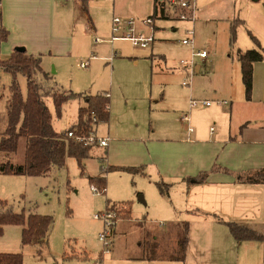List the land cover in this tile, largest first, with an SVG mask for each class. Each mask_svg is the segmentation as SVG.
Masks as SVG:
<instances>
[{
  "label": "rangeland",
  "instance_id": "374dc122",
  "mask_svg": "<svg viewBox=\"0 0 264 264\" xmlns=\"http://www.w3.org/2000/svg\"><path fill=\"white\" fill-rule=\"evenodd\" d=\"M139 3L140 0H126L125 7L134 8L135 13L128 16L138 21L139 31L146 35L153 31L155 40L151 48L136 46L128 40H112L111 25L104 24L96 35L101 40L96 41L94 37V42L89 41L85 50L76 51L71 56H47L43 60L44 71L50 72L52 82L58 88L77 93H110V123L101 122L98 135L105 137L110 129L111 144L116 140L122 144L114 151L109 149L108 152L106 148L101 156L105 154L107 159L96 157L85 161L84 168L74 157L68 156L64 167H52L45 175L0 174V200L7 202V206H0V209L11 208L26 216L37 214L53 218L44 240L29 244L22 243L23 225H4L0 253H20L24 264H96L104 249L100 240L104 221L94 215L108 205H115L119 221L110 237L111 254L160 252L166 257L177 256L176 233L184 222H188L186 255L190 264H260L264 241H238L226 222H236L264 235V185H241L234 194H227L230 191L225 189L227 193L214 203V213L194 211L187 215L182 212L172 219L160 213L156 205V198L161 197L158 180L150 178L147 170L142 175V170L131 172L123 168H144L145 164L139 165L140 162L151 160L153 151L150 153L143 146L151 126H160L163 136H168L167 128H177L175 123L179 113L173 112L181 110L177 100L190 86L184 82H190L194 76L210 74L212 78H208L209 75L206 79L201 78V86L207 85L208 79L215 84L228 61L233 57L237 60L240 52L250 48V42L254 41L249 33V30L252 32L250 22L255 11L264 9V0H197L198 18L195 22L174 17L158 18L148 26L142 21L154 13L153 6L143 4L137 12ZM233 25L236 26V35L235 42L231 43ZM1 27L4 26L0 24ZM191 28H194V47L183 43L189 36L187 30ZM1 34L0 30V59H6L10 56V47L7 46L13 41H9L10 32L6 39H2ZM193 50H207L209 57L193 58ZM152 52L154 59L150 57ZM82 61H88L89 66L81 67ZM183 61H192L193 65L185 67ZM196 64L200 65V71L192 76L190 71H195ZM12 80V75L0 68V96L3 97L0 109L5 107ZM17 80L26 96V77L20 74ZM152 91L153 98L160 103L152 102L151 113L147 110L145 97ZM46 100L55 129L64 132L77 119L78 100L62 106L61 116H58L52 98ZM80 100L83 102V98ZM204 107L198 105L192 109ZM211 126L215 127L214 124ZM24 148L22 140L18 154L2 153L1 161L22 164ZM89 177H105V191H93L95 185L91 184ZM140 195H144L146 204L139 200ZM198 195L199 198L207 195L209 205L213 202L212 194L201 192ZM155 236L158 238L154 239ZM175 244L176 249L173 248Z\"/></svg>",
  "mask_w": 264,
  "mask_h": 264
},
{
  "label": "crops",
  "instance_id": "0c3cea01",
  "mask_svg": "<svg viewBox=\"0 0 264 264\" xmlns=\"http://www.w3.org/2000/svg\"><path fill=\"white\" fill-rule=\"evenodd\" d=\"M125 2L126 0H1L0 24L9 30V41H13L11 46L10 44L7 46L10 47L8 55L17 47H25L29 54L42 56L43 66V60L45 61L47 56H71L76 51L85 50L89 41L94 42V37L101 26L108 24L112 28L114 16L133 17L128 15L135 13L134 8L125 7ZM129 4L131 5L130 2ZM143 4L153 6L154 10V0H140L137 12L142 9ZM152 15L150 16L153 17L154 22L158 18L170 19L164 15ZM250 27L252 32L249 31L264 48V9L255 11ZM253 48H259L256 41L250 42L249 49ZM241 53L243 52L239 54ZM239 54L237 60L233 57L228 61L215 84L212 79H208L207 85L205 83L201 86L203 83L201 78L206 79L208 75L210 78V74L206 77L198 75L191 78L187 92L184 96L180 95V100H177L181 104L178 109L181 110L173 112L174 114L179 113L175 123L177 128L173 130L167 128L168 136L160 134V126L159 128L151 126L147 130L146 143L143 146L147 147L150 153L153 151V156L151 160H145V163L140 162L139 165L145 164V169L141 168L142 173L140 174L145 175L147 170L150 178L169 185L167 194L160 192L161 197L156 198V205L160 213L172 219H176L182 212L187 215L194 211H202L205 214L214 213L216 211L214 203L220 201V196L227 193L225 189L230 191L227 194H234L241 185H264V183H247L241 180L242 177L245 178L256 171L264 170V60L253 64L252 94L251 98L247 99ZM154 56L152 52L150 57ZM199 71L200 65L196 64L195 73ZM47 73L50 77L48 83L54 90L65 93L74 92L58 88V85L52 82L53 76L50 72L47 71ZM40 79L45 81L42 76ZM81 94L102 93L82 92ZM9 96L10 93L5 99V107L0 109L3 111L0 112V138L8 125L7 101ZM1 98L3 97L0 96ZM46 98L49 99V97ZM145 99L146 102L148 101L147 110L149 112H151L153 101L157 105L160 103L159 100L153 98V91ZM191 99L211 101L223 99L228 103H213L218 105L212 104L193 110L189 108ZM71 100H78L79 108L86 105L85 101L82 102L80 98ZM111 111L110 108V119ZM188 111H190L191 125L194 128L192 134L188 133L181 120L182 115ZM77 121L78 114L76 121L69 127L75 125ZM99 124L95 126L97 134ZM212 124L215 127L211 126ZM211 127H214L213 132H211ZM109 133L110 129L106 135L111 138L109 145L106 147L92 146L90 156L85 161L96 157L107 159L105 154L101 156L106 148L109 152V149L114 151L121 146L122 143L119 140L111 144L113 138ZM201 192L213 195L211 205L206 200L207 195L206 198H199L198 194ZM140 196L139 200L146 204L144 195ZM173 226L177 227V225ZM157 238L154 237V239ZM140 244L142 245V242ZM173 248H177L176 244ZM111 253L112 250L103 257L102 264H190L188 255L185 260H177L172 259L171 256H162L160 252L140 255ZM259 262L264 264V255H261Z\"/></svg>",
  "mask_w": 264,
  "mask_h": 264
},
{
  "label": "trees",
  "instance_id": "16d2710c",
  "mask_svg": "<svg viewBox=\"0 0 264 264\" xmlns=\"http://www.w3.org/2000/svg\"><path fill=\"white\" fill-rule=\"evenodd\" d=\"M161 0H154V13H159ZM87 10V6L84 4ZM1 9V2H0ZM163 9L161 13H163ZM1 38L6 39L9 31L1 27ZM251 37L258 44V49H248L239 55L241 62L242 79L245 85L246 98L250 99L253 86V64L264 60V48L259 44V40L249 31ZM236 26H232L231 43L235 42ZM0 68L10 73L13 77L10 85V96L7 101L8 125L0 138V156L2 153L18 154L20 142H25L24 162L14 164L10 160L1 161L0 173L15 175L39 176L45 175L52 167H64L68 156L74 157L79 165L84 168L85 159L90 156L91 146L75 141L67 137V131L73 127H78V131L83 134L93 132L97 123L110 120V110L105 108L110 104V98L103 94L83 95L81 93H65L54 90L48 83L49 75L42 67V58L29 54L26 49L17 47L6 59H0ZM22 74L27 80V95L24 96L17 76ZM42 76L44 80L40 79ZM46 97H51L58 116L62 115V106L65 102L83 98L86 105H82L78 110V121L64 132H57L53 126V114L46 101ZM93 116L97 118L94 123ZM117 167H111L113 169ZM128 171L140 172L141 168H123ZM92 185H96L99 190L105 191V177H89ZM241 180L247 183H264V170L256 171ZM162 194H167L169 185L164 182H157ZM0 206L6 207L7 202L0 200ZM130 216V210L127 212ZM127 216V217H128ZM53 222L50 216H41L24 213H16L11 208L0 209V235L3 233V226L6 224L23 225L22 243L29 244L44 240ZM232 236L238 240H259L264 241V235L236 222H226ZM182 229L177 231L178 254L172 259L185 260L186 250L189 242V223L184 222ZM0 264H24L23 255L20 253H0Z\"/></svg>",
  "mask_w": 264,
  "mask_h": 264
},
{
  "label": "built area",
  "instance_id": "2783aa9c",
  "mask_svg": "<svg viewBox=\"0 0 264 264\" xmlns=\"http://www.w3.org/2000/svg\"><path fill=\"white\" fill-rule=\"evenodd\" d=\"M163 9V13H161V10ZM158 15H164L167 17H174L179 20L183 21H189V22H195V20L198 18V4L197 0H161L159 4V13ZM146 25L153 24L154 20L153 17H147L142 21ZM112 40H128L134 43L136 46H140L142 48H147L151 45V43L155 40L153 31L151 34L146 35L143 32L138 30V21L132 17L129 18H123L120 16H114L112 18ZM188 31V37L183 40L184 44L192 45L194 47V28H191ZM123 33V34H122ZM96 41H100L101 39L97 37L95 39ZM192 57H200L202 59H206L209 57V53L207 50H193ZM185 67H189L193 65L192 61H183L182 62ZM80 66L83 68H86L89 66L88 61H82L80 63ZM196 66V65H195ZM195 73L194 69H191L190 75L193 76ZM192 78V77H191ZM186 85L190 84V82H184ZM104 97L110 98V93L105 92L103 93ZM213 103H219V104H227V101L223 100H217V101H211L208 99H191L189 103V108L192 109L198 105L202 106H211ZM105 108L107 110H110V104L107 103L105 105ZM181 120L186 126V130L189 134H192L194 132V128L191 125V115L190 111L184 113L181 117ZM94 123L97 122V118L93 116ZM96 126V125H95ZM94 126V129H96ZM214 131V127H211V132ZM67 137L71 138L75 141L82 142L87 146H103L106 147L109 145V142L111 140L110 137L105 136H99L95 130L89 134H83L78 131V127H73L67 131ZM93 191L99 193L103 192V190H99V188L95 185L92 186ZM96 219H101L104 221V230L100 233V240L103 243L104 249L102 253V257L96 261V264H102L103 257H105L107 254L111 252V236L114 231V227L118 220V209L115 207V205H108L104 211L101 213H97L94 215ZM119 221V220H118Z\"/></svg>",
  "mask_w": 264,
  "mask_h": 264
},
{
  "label": "water",
  "instance_id": "95a60500",
  "mask_svg": "<svg viewBox=\"0 0 264 264\" xmlns=\"http://www.w3.org/2000/svg\"><path fill=\"white\" fill-rule=\"evenodd\" d=\"M21 48L25 49V47H21Z\"/></svg>",
  "mask_w": 264,
  "mask_h": 264
}]
</instances>
